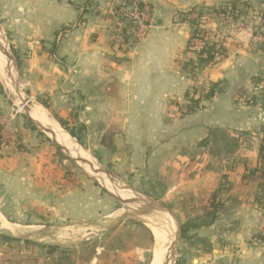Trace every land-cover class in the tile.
<instances>
[{"label": "crops", "instance_id": "0c3cea01", "mask_svg": "<svg viewBox=\"0 0 264 264\" xmlns=\"http://www.w3.org/2000/svg\"><path fill=\"white\" fill-rule=\"evenodd\" d=\"M110 2L0 0L5 39L40 103L31 104L47 112V85L54 90L62 76L71 79V90L82 91L81 101L72 93L67 105L83 106L87 130L94 131L97 121L99 137L113 139L111 151L129 157L137 177L150 181L177 218L176 264H264V243L254 241L262 212L256 199L264 54L251 52L243 33L226 41L223 56L192 78L183 67L196 56L188 50L190 28L181 19L195 7L232 2L244 17L264 20V0H146L154 24L141 41L118 27ZM210 84L214 96L185 114L193 92L202 96ZM50 117L55 127L63 120ZM32 138L30 148L23 143L26 151L8 157L0 151L1 217L10 215L4 204L18 194L25 205L34 203L57 181L47 175L56 166L51 147Z\"/></svg>", "mask_w": 264, "mask_h": 264}, {"label": "rangeland", "instance_id": "374dc122", "mask_svg": "<svg viewBox=\"0 0 264 264\" xmlns=\"http://www.w3.org/2000/svg\"><path fill=\"white\" fill-rule=\"evenodd\" d=\"M5 37L0 23V39L9 47L7 50L12 58L19 94L30 99L31 103H38L31 96L32 84H27L18 71L16 59ZM54 50L51 52H55ZM69 80L68 82V78L62 76V80H57L53 85L54 90L47 85V100L42 98L47 107L45 109L52 117L63 119L60 120L62 125L76 136L85 157L93 161L99 169L107 171L112 179L107 178L110 183L108 184L95 178L99 185L90 178L92 176H87L84 171L90 170L69 160L35 127L24 110L19 108V100L13 96V90H7L0 80V98L5 103L2 108L5 111L0 108V146L3 142L13 143L10 153L26 151L23 143L30 148L32 136H37L38 140L47 143L53 151V164L56 166L47 175L57 179L52 190L49 187L47 192L42 191L43 200L38 195L34 203L29 200L25 205L21 202L24 196L21 193L15 196L18 201L4 204L10 209L6 211L10 215L0 216V228L11 230L17 238H8L5 241L0 237V264H152L157 259L159 261L165 256L176 231L170 215L160 213L166 221L169 218L171 229L160 225L157 227L154 223L159 233L164 236L158 240L151 226L144 223L145 217L129 216L116 224L118 218L136 206L118 203L103 187L114 193L111 185L114 184L123 199L124 195L119 189H127L129 198L137 194L146 195L156 199L167 209L169 207L160 199L162 194L157 196L154 193L150 181L145 180V177H137L138 171L126 160L129 159L128 156L120 157L118 153L111 151L113 139L99 137L97 121L93 123L94 131L87 130L89 125L83 106L75 105L73 101V107L67 105L69 95L76 93L74 99L77 102L81 101V94L78 93H82L80 90H71L70 85L72 87L73 84ZM64 82L67 84L64 85ZM112 126V131H115V125ZM100 145L105 147V152H101ZM0 151L6 157L10 154L1 149ZM16 189L21 190V187ZM2 208L0 203V211L5 213ZM111 226L112 229L107 231ZM175 255L177 259L178 246ZM172 262L171 259L168 264H173Z\"/></svg>", "mask_w": 264, "mask_h": 264}, {"label": "built area", "instance_id": "2783aa9c", "mask_svg": "<svg viewBox=\"0 0 264 264\" xmlns=\"http://www.w3.org/2000/svg\"><path fill=\"white\" fill-rule=\"evenodd\" d=\"M110 14L125 29L127 34H133L137 41L145 38L148 30L154 24V15L146 3V0H111ZM188 20H195V27L204 31L205 40L222 46L226 41L248 33V48L256 54H264V20H255V17H244L239 12L229 11L228 9L219 14L210 12L203 13L201 16L192 14ZM188 20L184 22L190 27ZM212 24L213 28H206ZM201 39H193L191 42V52L194 55L204 47L205 42ZM14 147L13 143L1 144L0 149L10 153ZM264 231V204L261 212V223L258 233ZM257 242L256 240H254Z\"/></svg>", "mask_w": 264, "mask_h": 264}, {"label": "trees", "instance_id": "16d2710c", "mask_svg": "<svg viewBox=\"0 0 264 264\" xmlns=\"http://www.w3.org/2000/svg\"><path fill=\"white\" fill-rule=\"evenodd\" d=\"M244 3V2H243ZM229 11H234V12H239V9L233 4L232 2H227L223 4L220 7L217 8H211V9H206L204 7H195L185 13V15L181 16V19L188 20V17H190L192 14H197L201 16L203 13L210 12L212 14H219L224 12L225 10ZM113 18V16H112ZM188 23L190 25V37H189V44H188V50H191V42L193 39H201L202 41L205 40L204 37V31L201 29L195 27L197 25V22L195 20H188ZM205 42L204 47L197 53L196 59L191 60V61H185L184 62V70L192 77V78H197L199 72L204 69L205 67H209L214 64L216 58H221L223 56V48L222 46H216L215 43H211L210 41H203ZM214 90H215V85L210 84L208 90L204 92V94L201 96L197 93L196 91L193 92L192 96L188 100V105L184 109V113H192L195 111V109L198 107V104L202 99H211L214 96ZM44 107L46 105L43 104ZM47 108V107H46ZM61 127L67 131L71 136L74 138L75 135L72 133V131L67 130L61 123H59ZM0 132H1V127H0ZM262 136H263V142L260 145L259 148V169L257 170L258 176L260 178V184H259V189H260V195H258V198L256 199L257 203L262 207L264 204V129L262 130ZM183 236V233H182ZM0 237L3 240H8V238L1 236ZM254 239L258 243H264V231L262 233H257L254 236Z\"/></svg>", "mask_w": 264, "mask_h": 264}, {"label": "water", "instance_id": "95a60500", "mask_svg": "<svg viewBox=\"0 0 264 264\" xmlns=\"http://www.w3.org/2000/svg\"><path fill=\"white\" fill-rule=\"evenodd\" d=\"M6 44V43H5ZM7 47V45H6ZM9 48V47H8ZM6 51L3 50L1 48L2 53H4L5 57H6V67H7V63L10 64V60H11V56L8 53L7 49ZM4 69H6L5 66H3ZM15 71L17 72V70L15 69ZM12 90H13V96L16 97L19 100V108H21L22 110L28 111L31 105V101L28 98H23L18 91V86H17V82L15 81V79H12ZM26 114V113H25ZM27 116V114H26ZM28 117V116H27ZM28 119L30 120V122L41 131V129L32 121V119H30L28 117ZM59 126L60 124L57 123ZM67 132V131H66ZM68 133V132H67ZM68 135L73 138L76 143L78 145H80L78 143V141L76 140V138H74L73 136H71L69 133ZM47 137V136H46ZM52 143L53 141L51 139H49ZM58 149H60V151L72 162L76 163V160L68 157L67 153L63 152V150L61 149V147L55 143H53ZM81 146V145H80ZM82 147V146H81ZM93 158V157H92ZM79 162L83 163V164H89L87 163V161L83 160V159H79ZM99 169V168H98ZM98 171H100V173H102L106 178L108 179H112L111 176L109 175V173L107 171H104L102 169H99ZM98 171H95L96 173ZM87 175V174H86ZM88 176V175H87ZM90 177V176H89ZM93 180H95L97 182V180L93 177H90ZM98 183V182H97ZM100 185V183H98ZM103 189H105V191L111 196L113 197L118 203L122 204V205H134V207L136 206L135 209H128V212L125 213L124 215H122V217L118 218L115 222L116 224L123 218L125 217H147L149 215H152V217L154 218V223H156L155 225H160L163 227H168V230L171 229V222L170 220L167 219V221L164 219L163 215H161L160 213H167L168 215H170L172 221L174 222V225L176 226V231L174 233V239L172 240L170 246L167 249V252L165 254L164 257H162L161 261L159 264H168V262L172 259V263L176 264V249L178 246V243L180 241L181 238V230H180V224L177 220V218L175 217V215L166 207H164L163 205H161L156 199H153L149 196L146 195H139L137 194L135 197L132 198H128V199H122L120 197H118L117 195H115L114 193L108 191L106 188L103 187ZM129 190H132L131 188H128ZM127 190V189H126ZM156 218V219H155ZM160 223V224H157ZM113 226L109 227L107 229L110 230L112 229ZM165 229V228H164ZM168 232H166L167 234ZM0 235L4 236L6 238H12L15 239L17 238L16 235L9 229L7 228H0Z\"/></svg>", "mask_w": 264, "mask_h": 264}, {"label": "bare ground", "instance_id": "6f19581e", "mask_svg": "<svg viewBox=\"0 0 264 264\" xmlns=\"http://www.w3.org/2000/svg\"><path fill=\"white\" fill-rule=\"evenodd\" d=\"M1 48L6 51L7 47L0 39V65L4 69L3 66L6 67V57H5L4 53H2ZM2 68L0 67V77L2 79V82L5 85H8L9 90H11L12 89V79L15 76L12 58L10 60V64L7 63L6 69L3 70ZM25 113L41 129L42 133H44L49 139H51L53 141V143L59 145L61 147V149L63 150V152L67 153L68 157L76 160V163H75L76 165H78L81 168L87 167L90 170V171H84L85 174L90 175V176H92V177H94L100 181H103V182L110 184L108 182V179L105 178L104 175L102 173H100V171H98L99 169H98L97 165L93 161H89L82 154L81 148L73 140V138H71L66 131L59 130L60 129L59 125H57L55 127V122L51 119L50 115L46 111H44L43 109L37 110L31 104L29 110L25 111ZM70 146L72 148L69 149ZM79 159H83V160L87 161V163H89V164H83V163L78 161ZM95 171H98V172L96 173ZM111 185H112L114 194L117 195L118 197H120V195L116 191L115 185L114 184H111ZM119 191H121L123 193L124 199L129 198V196L126 194L127 190L119 189ZM143 221H144V223H147L148 225H150L151 228L154 230V236L157 238V240L163 239L164 236H162L159 233V230L156 228V226H154L155 221H154V218L152 217V215L145 217L143 219ZM164 252H161V253H164ZM162 256H163V254H162ZM158 258H160V257H158ZM160 261H161V259L159 261L157 259L152 264H159Z\"/></svg>", "mask_w": 264, "mask_h": 264}]
</instances>
